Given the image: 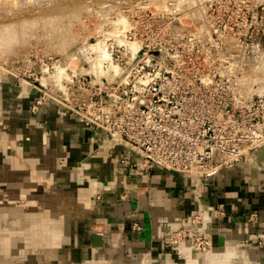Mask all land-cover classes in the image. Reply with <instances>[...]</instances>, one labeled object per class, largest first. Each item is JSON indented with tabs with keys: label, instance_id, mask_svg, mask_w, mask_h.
<instances>
[{
	"label": "crops",
	"instance_id": "1",
	"mask_svg": "<svg viewBox=\"0 0 264 264\" xmlns=\"http://www.w3.org/2000/svg\"><path fill=\"white\" fill-rule=\"evenodd\" d=\"M31 102L0 122V264H264V159L146 176L77 112ZM194 210L212 247L178 255L165 240Z\"/></svg>",
	"mask_w": 264,
	"mask_h": 264
},
{
	"label": "rangeland",
	"instance_id": "2",
	"mask_svg": "<svg viewBox=\"0 0 264 264\" xmlns=\"http://www.w3.org/2000/svg\"><path fill=\"white\" fill-rule=\"evenodd\" d=\"M114 91L185 102L188 115L225 106L234 120L223 124L245 146L264 134V0H0V122L31 100L95 125L96 99ZM258 152L264 159V141L243 160ZM11 223L0 221V231ZM177 229L166 238L170 250H193L198 236Z\"/></svg>",
	"mask_w": 264,
	"mask_h": 264
},
{
	"label": "built area",
	"instance_id": "3",
	"mask_svg": "<svg viewBox=\"0 0 264 264\" xmlns=\"http://www.w3.org/2000/svg\"><path fill=\"white\" fill-rule=\"evenodd\" d=\"M148 90L155 95L160 88L152 85ZM184 104L171 98L130 101L114 91L108 99H96L93 123L106 132L108 140L123 146L119 160L146 176L159 169L209 178L221 168L239 163L264 141V134L259 131L245 146L235 144L233 138L237 132L223 124L234 120L225 106L219 114L208 110L188 115L182 110ZM187 219H190L189 225L177 229V233L188 231L197 235L198 241L190 243L194 250L211 247L203 214L194 210ZM170 243L165 240L166 245Z\"/></svg>",
	"mask_w": 264,
	"mask_h": 264
},
{
	"label": "water",
	"instance_id": "4",
	"mask_svg": "<svg viewBox=\"0 0 264 264\" xmlns=\"http://www.w3.org/2000/svg\"><path fill=\"white\" fill-rule=\"evenodd\" d=\"M262 149V148H261ZM261 149H259V152L261 153ZM256 150V149H255ZM255 150L253 151V152H255ZM258 151V150H257ZM259 152H258V154L257 155H255L254 157L252 156L251 158H250V160L252 159V160H254V159H258V158H261L262 159V157H260V156H258L259 155ZM262 153H263V150H262ZM262 153H261V155H262ZM264 158V157H263ZM242 161V160H241ZM240 161V162H241ZM93 235V237H96V234H92Z\"/></svg>",
	"mask_w": 264,
	"mask_h": 264
},
{
	"label": "bare ground",
	"instance_id": "5",
	"mask_svg": "<svg viewBox=\"0 0 264 264\" xmlns=\"http://www.w3.org/2000/svg\"><path fill=\"white\" fill-rule=\"evenodd\" d=\"M93 42H94V41H93ZM97 42H98V41H97ZM97 42H96V43H97ZM94 43H95V42H94ZM94 43H93V44H94ZM134 43H135V42H134ZM102 50H103V49H102ZM105 55H106V54H105ZM110 140H111V139H110ZM111 141H112V140H111ZM184 243H185V242H184ZM181 244H182V243H181ZM187 247H189V246L187 245ZM187 247H183V246H181V249H183V248H187ZM193 250H194V249H193ZM205 253H206V252H205ZM203 254H204V253H203Z\"/></svg>",
	"mask_w": 264,
	"mask_h": 264
}]
</instances>
